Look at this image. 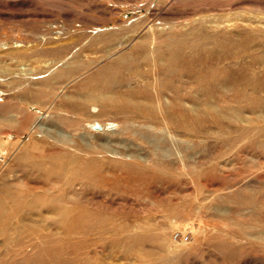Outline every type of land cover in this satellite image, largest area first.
<instances>
[{
	"label": "rangeland",
	"instance_id": "rangeland-1",
	"mask_svg": "<svg viewBox=\"0 0 264 264\" xmlns=\"http://www.w3.org/2000/svg\"><path fill=\"white\" fill-rule=\"evenodd\" d=\"M0 264H264V0H0Z\"/></svg>",
	"mask_w": 264,
	"mask_h": 264
},
{
	"label": "bare ground",
	"instance_id": "bare-ground-1",
	"mask_svg": "<svg viewBox=\"0 0 264 264\" xmlns=\"http://www.w3.org/2000/svg\"><path fill=\"white\" fill-rule=\"evenodd\" d=\"M148 38V37H147ZM139 39V38H138ZM154 39V38H153ZM152 39V40H153ZM129 40V39H128ZM151 40V39H150ZM140 42V41H139ZM155 42V41H154ZM139 44V43H138ZM146 45V44H145ZM156 45V44H155ZM141 46H142V43H141ZM174 48H175V46H174ZM173 48V49H174ZM133 49V48H132ZM149 49H150V47H149ZM172 49V50H173ZM144 50L145 49H141L140 50V53H144V55H145V57H144V59H146L147 58V56H146V51L144 52ZM130 51V50H129ZM132 51H134V50H132ZM158 52H159V50H157ZM157 52V53H158ZM155 53V52H154ZM132 54V53H131ZM124 55V54H123ZM126 55V54H125ZM150 55H151V53H150ZM174 55V53H172L171 54V57ZM132 56V55H131ZM153 56V55H152ZM133 57V56H132ZM136 57V56H135ZM128 58V57H127ZM131 58V57H130ZM152 58V57H151ZM120 59V58H119ZM125 59V58H124ZM136 59H137V57H136ZM140 59V58H139ZM138 59V60H139ZM173 59V61L175 60V58H172ZM118 60V59H117ZM116 61V60H115ZM120 61V60H119ZM118 61V62H119ZM127 61V60H126ZM154 61V62H153ZM153 67L156 69L157 68V65H156V62H155V57L153 58ZM157 61V60H156ZM128 62V61H127ZM131 62H133V61H131ZM136 62V61H135ZM123 63V62H122ZM134 63V62H133ZM132 63V64H133ZM149 62L146 60L145 61V64L146 65H149L148 64ZM129 64V63H128ZM109 65V64H108ZM142 65H144V64H142ZM173 65H175V63H171V65L169 66L170 68H172L173 67ZM56 66V65H55ZM58 67V66H57ZM131 67V66H130ZM134 67H136V65L134 66ZM152 67V68H153ZM113 68V67H112ZM111 68V69H112ZM116 68V67H115ZM64 69V68H63ZM151 69V68H150ZM59 70V69H58ZM126 70V69H125ZM124 70V71H125ZM129 70V69H128ZM61 71V70H60ZM151 71V70H150ZM75 72V71H74ZM149 72V71H148ZM132 73V72H131ZM138 73V72H137ZM115 74L116 75H118V73H117V71L116 72H114V73H112L111 75H113V76H115ZM139 74V73H138ZM154 74V73H153ZM61 75V74H60ZM137 75V74H136ZM91 77H92V75H91ZM137 77V76H136ZM67 78H69V77H67ZM111 78H112V76H107V77H104V75H103V73L102 74H100L99 76H97V77H94V78H92L91 79V85H92V87H94V89H96V87L97 88H101V89H109L110 87H112L113 86V81H111ZM117 78H119V80L121 81V79H120V77H117ZM134 78V77H133ZM140 78H142V76H140ZM153 78V77H152ZM113 79V78H112ZM138 79V78H137ZM151 79V78H150ZM134 80V79H133ZM132 80V81H133ZM141 81V80H140ZM79 82H80V80H79ZM117 82V81H116ZM167 82V81H166ZM125 83V82H124ZM123 83V84H124ZM142 83V82H141ZM154 83V82H153ZM176 83V82H175ZM174 83V84H175ZM116 84V83H115ZM120 84V83H119ZM178 84V83H177ZM84 85V84H83ZM157 86H156V89H155V93H153V94H148V92H147V90L145 89V88H147V84H144V89L143 90H137V89H132V90H130V94H133V95H135L136 97H141V99H145V98H142V97H146V99L150 102V103H152V102H155L157 105L158 104H160V94H162L160 91V84L159 83H157L156 84ZM74 86V85H73ZM152 87V86H151ZM168 89V88H167ZM151 90H153V88L151 89ZM172 90V89H171ZM79 91V90H78ZM90 91H91V93H86L85 94V97H88V98H90V97H92L93 99H95V97H96V92L95 91H93V88H91L90 89ZM163 91V90H162ZM164 91H166V90H164ZM168 91V90H167ZM180 92V91H179ZM73 93V92H72ZM99 94L100 95H103V91L101 90L100 92H99ZM126 94H128V93H126ZM168 95V94H167ZM181 95V94H180ZM187 95V94H186ZM94 96V97H93ZM120 96V95H119ZM163 96V95H162ZM166 96V95H165ZM182 96V95H181ZM180 98V96L177 98V96H176V99H179ZM182 98H183V96H182ZM172 99V98H171ZM170 99V100H171ZM185 99V98H184ZM105 100V99H104ZM109 100V99H108ZM169 100V99H168ZM180 100V99H179ZM188 100H191V99H188ZM113 101V100H112ZM192 101V100H191ZM119 102V101H118ZM168 102V101H167ZM184 102V101H183ZM123 103V102H122ZM172 103H174V102H172ZM93 104V103H92ZM91 105V104H90ZM186 105V104H185ZM51 107V106H50ZM54 107V106H53ZM82 107V109H84L85 111H86V106L85 105H83V106H81ZM100 107V106H99ZM89 108V107H88ZM111 108L112 109H117V108H119V107H117V106H114V105H111ZM132 109H135V111H136V116L138 117V120H142L143 122H150V123H155V122H153L154 120H156V114H154L150 109L149 110H147V109H144V108H142V107H139L138 105L137 106H134V108H132ZM69 111V110H68ZM80 112V111H79ZM103 112V111H102ZM58 113V112H57ZM110 113V112H109ZM83 114V113H82ZM121 114V113H120ZM125 114V113H124ZM127 114V113H126ZM62 115V114H61ZM113 115V114H112ZM66 116V115H65ZM103 116V115H102ZM84 117V116H83ZM104 117H106V116H104ZM126 117V116H125ZM117 119V118H116ZM90 120V119H89ZM172 120V119H171ZM171 120H170V117L168 116L167 118H166V120H164V121H166V123H170V124H174L175 122H171ZM130 121H132V120H130ZM134 122H136V121H134ZM138 122V121H137ZM109 124H111V121L109 122ZM114 124V123H113ZM155 124H158V123H155ZM110 126V125H109ZM140 126H142V125H140ZM163 128V127H162ZM166 128V127H165ZM167 130H168V128H167ZM159 131V130H158ZM169 131V130H168ZM143 130H142V134H141V138H142V140L144 139V134H143ZM139 133V132H138ZM125 134V133H124ZM140 138V137H139ZM137 140V139H136ZM153 155V154H152ZM125 159V158H124ZM128 162V161H127ZM18 202V201H17ZM28 204V203H27ZM60 209V208H59ZM61 211V210H60Z\"/></svg>",
	"mask_w": 264,
	"mask_h": 264
},
{
	"label": "built area",
	"instance_id": "built-area-1",
	"mask_svg": "<svg viewBox=\"0 0 264 264\" xmlns=\"http://www.w3.org/2000/svg\"><path fill=\"white\" fill-rule=\"evenodd\" d=\"M174 240H187L189 238L188 234H183L180 231H175L172 234Z\"/></svg>",
	"mask_w": 264,
	"mask_h": 264
}]
</instances>
